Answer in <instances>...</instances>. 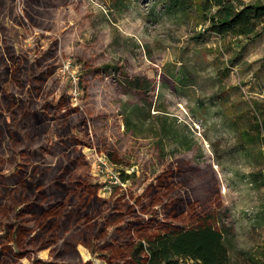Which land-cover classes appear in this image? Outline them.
I'll use <instances>...</instances> for the list:
<instances>
[{
  "label": "trees",
  "instance_id": "1",
  "mask_svg": "<svg viewBox=\"0 0 264 264\" xmlns=\"http://www.w3.org/2000/svg\"><path fill=\"white\" fill-rule=\"evenodd\" d=\"M157 1L221 40L264 31V0ZM73 2L0 0V264H92L84 247L106 264H264L262 251L230 258L234 231L210 165L175 157L150 178L121 168L129 185L98 193L84 148L121 159L94 117L56 91L59 43L46 34ZM17 30L39 35L16 46ZM253 129L264 134V121Z\"/></svg>",
  "mask_w": 264,
  "mask_h": 264
},
{
  "label": "rangeland",
  "instance_id": "2",
  "mask_svg": "<svg viewBox=\"0 0 264 264\" xmlns=\"http://www.w3.org/2000/svg\"><path fill=\"white\" fill-rule=\"evenodd\" d=\"M54 14L46 32L59 43L54 87L71 97L81 83L75 104L106 133L121 159L115 170L150 178L175 157L210 165L234 231L230 258L264 252V134L253 129L256 118L264 121V31L221 40L157 0H74ZM37 35L17 30L15 44L31 46ZM84 152L93 155L88 173L98 193L108 196L94 167L95 155L105 154ZM84 248V260L106 264Z\"/></svg>",
  "mask_w": 264,
  "mask_h": 264
},
{
  "label": "built area",
  "instance_id": "3",
  "mask_svg": "<svg viewBox=\"0 0 264 264\" xmlns=\"http://www.w3.org/2000/svg\"><path fill=\"white\" fill-rule=\"evenodd\" d=\"M243 1H250V0H243ZM68 64H69V61H66V62L62 61V64L58 69L59 73L64 74L66 71H68L69 70ZM72 81H75V79L73 80L72 78ZM77 89L79 88H78L77 83H75V86L73 88L72 95H71L72 102L74 103L77 102V94H78ZM94 167L97 169L96 175H100L101 177H103L106 180V183L110 185L108 187H112L115 185L124 186V182L120 179L118 170H115L114 164L111 163L106 158L105 155L100 154V153L99 155H95Z\"/></svg>",
  "mask_w": 264,
  "mask_h": 264
},
{
  "label": "flooded vegetation",
  "instance_id": "4",
  "mask_svg": "<svg viewBox=\"0 0 264 264\" xmlns=\"http://www.w3.org/2000/svg\"><path fill=\"white\" fill-rule=\"evenodd\" d=\"M71 101H72V99H71ZM72 103H73V102H72ZM73 104H75V103H73ZM105 156H106V155H105ZM106 158H107V157H106ZM107 159H108V158H107ZM108 160H109V159H108ZM109 161H110V160H109ZM120 179H121V178H120ZM121 180H122V179H121ZM122 181H123V180H122ZM123 182L125 183V181H123ZM112 187H113V186H112ZM112 187H111V188H112ZM110 190H111V189H110ZM110 190H109V191H110Z\"/></svg>",
  "mask_w": 264,
  "mask_h": 264
}]
</instances>
